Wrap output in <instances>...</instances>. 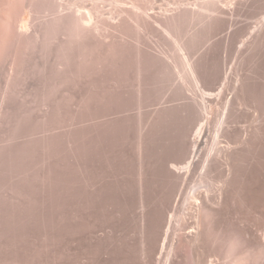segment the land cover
<instances>
[{
  "label": "rangeland",
  "instance_id": "rangeland-1",
  "mask_svg": "<svg viewBox=\"0 0 264 264\" xmlns=\"http://www.w3.org/2000/svg\"><path fill=\"white\" fill-rule=\"evenodd\" d=\"M11 1L0 264H264V0Z\"/></svg>",
  "mask_w": 264,
  "mask_h": 264
},
{
  "label": "bare ground",
  "instance_id": "bare-ground-1",
  "mask_svg": "<svg viewBox=\"0 0 264 264\" xmlns=\"http://www.w3.org/2000/svg\"><path fill=\"white\" fill-rule=\"evenodd\" d=\"M4 1V0H3ZM201 3V10L202 11H205V12H207V13H213V11L215 12V11H217L218 12V10H220L219 9V5H220V3H222V1L223 0H199ZM231 4V6H229V8L230 9H232V7H234L232 4L236 1V0H228ZM232 1H233V3H232ZM246 1V0H245ZM31 2V1H30ZM33 2H35V0L33 1ZM13 1H11V0H5L4 1V6H6L5 8L6 9H3V10H5V12H6V18H8L9 19V12H12V9L14 8V6H15V4H14V6H13ZM16 4H18V3H16ZM31 4V3H30ZM1 5V4H0ZM3 5V4H2ZM39 5H40V3H39ZM42 5V4H41ZM40 5V6H41ZM79 6V5H78ZM200 6V5H199ZM18 7V6H17ZM197 7V6H196ZM195 7V8H196ZM1 8H2V6H1ZM0 8V9H1ZM193 8V7H192ZM200 8V7H199ZM198 8V9H199ZM70 9V8H69ZM197 9V10H198ZM3 10H0V11H2L3 12ZM16 10V9H15ZM14 10V11H15ZM73 10V9H72ZM80 10V9H79ZM85 10V9H84ZM194 10V9H193ZM78 11V10H77ZM77 11H74L75 13L77 12ZM82 11V10H81ZM93 11H95V10H93ZM199 11V10H198ZM68 12V11H67ZM87 12V11H86ZM114 12V11H113ZM197 12V11H196ZM204 12V13H205ZM9 13V14H8ZM70 13H71V11H70ZM74 13V14H75ZM83 13V14H82ZM82 13H80V14H78V16L77 15H72L73 13H71V15H70V17L71 18H73L72 19V21H73V24L72 23H69V25L71 24V26L73 25V27L72 28H74V26H75V29H78V30H75V31H82V29L85 31V30H87V32H89V31H92V30H97L98 29V26L100 25V24H98L97 25V23H95L96 21H98V19H96V20H94V17L92 16V14L93 13H91V12H89V10H88V12L86 13V14H84L85 12H82ZM195 13V12H194ZM202 13V12H201ZM203 13V14H204ZM206 13V14H207ZM5 13H3V16H5L4 15ZM13 15H14V13H12ZM68 14V13H67ZM66 15V14H65ZM209 15V14H208ZM2 16V13H1V16L0 17H2V18H4ZM11 16V15H10ZM67 16V15H66ZM72 16H74V17H72ZM59 17V16H58ZM64 17V16H63ZM62 17V18H63ZM69 17V16H68ZM170 17V16H169ZM2 18L0 19L1 20V22L3 23L4 22V20H2ZM5 18V19H6ZM61 18V17H60ZM71 18L69 19V20H71ZM99 18V17H98ZM57 20V19H56ZM58 20H60V19H58ZM99 20H100V18H99ZM66 21H68V20H66ZM94 21V23L93 24H91V25H89L90 23H92ZM103 21H104V19H103ZM4 23H6V21L4 22ZM10 23V22H9ZM12 23V22H11ZM1 24V23H0ZM13 25V24H12ZM11 25V27H13ZM121 25H123V24H121ZM120 25V26H121ZM2 25H0V42L2 41V40H4L5 41V37H7L6 36V30H5V28L6 27H1ZM3 26H5V24L3 25ZM9 27V26H8ZM101 27V26H100ZM67 28H68V24H67ZM263 29H264V27H263ZM8 30H10V29H8ZM101 30V29H100ZM11 31V30H10ZM12 32V31H11ZM9 33V34H12V33ZM259 32V31H258ZM83 33V32H82ZM86 33V32H85ZM91 33V32H90ZM263 35V34H262ZM11 36V35H10ZM260 36V35H259ZM259 38V37H258ZM9 39V38H8ZM3 41V42H4ZM18 41V40H17ZM2 42V43H3ZM7 43V42H6ZM19 43V42H18ZM197 131V133H196V138H198L199 136H200V134H201V131H202V128L200 127L198 130H196ZM199 139V138H198ZM232 169V168H231ZM199 206H202V205H200L199 204ZM202 207H204V205L202 206ZM201 207V208H202ZM199 208V207H198ZM205 208V207H204ZM199 210H204V209H200L199 208Z\"/></svg>",
  "mask_w": 264,
  "mask_h": 264
}]
</instances>
